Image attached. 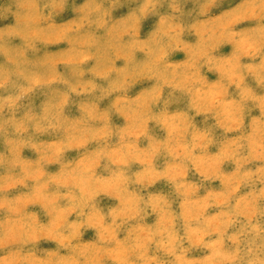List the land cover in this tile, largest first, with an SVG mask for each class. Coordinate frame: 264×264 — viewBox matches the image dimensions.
I'll list each match as a JSON object with an SVG mask.
<instances>
[{"label":"rangeland","instance_id":"374dc122","mask_svg":"<svg viewBox=\"0 0 264 264\" xmlns=\"http://www.w3.org/2000/svg\"><path fill=\"white\" fill-rule=\"evenodd\" d=\"M0 264H264V0H0Z\"/></svg>","mask_w":264,"mask_h":264}]
</instances>
